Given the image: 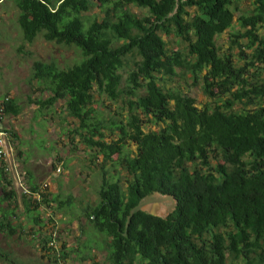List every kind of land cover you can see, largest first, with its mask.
<instances>
[{
  "label": "trees",
  "instance_id": "16d2710c",
  "mask_svg": "<svg viewBox=\"0 0 264 264\" xmlns=\"http://www.w3.org/2000/svg\"><path fill=\"white\" fill-rule=\"evenodd\" d=\"M239 1L14 0L24 41L40 34L82 55L66 68L33 61L29 82L48 96L29 102L40 111L64 101V111L77 122L67 131L71 142L78 137L91 149L94 165L102 155L98 203L83 214L103 235L108 264H264V79L258 75L264 64V34L258 32L264 0H250L251 10L233 24ZM129 5L148 13L139 17ZM94 6L102 17L87 23L82 13ZM233 25L231 42L245 58L241 66L215 44ZM171 36L186 50L168 48L165 38ZM129 61L133 68L124 73ZM177 69L194 84L200 81L212 104L199 108L191 96L168 87ZM95 93L120 100L126 115L103 112L109 106ZM5 97L4 114L16 116V100ZM129 143L133 154L125 151ZM108 162L125 170V190L119 179L108 178ZM3 163L0 202L8 208L0 209V233L13 236L9 207L16 192ZM30 183L23 204L39 224L37 205L49 200ZM155 193L176 202L166 218L140 209ZM50 239L48 234L41 240L43 257L54 250L47 247Z\"/></svg>",
  "mask_w": 264,
  "mask_h": 264
},
{
  "label": "rangeland",
  "instance_id": "374dc122",
  "mask_svg": "<svg viewBox=\"0 0 264 264\" xmlns=\"http://www.w3.org/2000/svg\"><path fill=\"white\" fill-rule=\"evenodd\" d=\"M251 8L250 0H240L237 9L234 10L233 24L240 15L248 13ZM128 9L139 17L148 13L145 8L134 5H129ZM17 14L14 0H0V99L4 96L15 99L23 112L16 116L12 115L13 117L5 123L12 133L18 135L16 138L11 135L9 143L6 141L5 144L6 163L14 180L13 189L16 192V199L9 208L13 212L11 215L13 225L21 224L24 227L15 226L17 232L13 236L0 233V264H108L107 249L102 241L103 235L90 226V222L83 214V208L93 207L98 203L102 155H98L94 165L90 162L93 151L80 143L78 137H74L71 142L67 131L75 127L77 122L64 111V101L60 100L49 109L35 112L33 111L35 105L27 102L29 97L36 99L48 96L46 92L36 88V82L32 84L29 82L33 61H54L59 68H66L79 62L82 55L74 46L67 47L46 41L40 34L32 43H27L23 40L17 25ZM101 17L102 13L96 6L82 13V18L87 23L93 18L100 20ZM234 31L233 25L217 35L215 44L220 54L231 53L236 64L241 66L245 58L239 53L238 46L231 42ZM258 32L264 34V23ZM165 41L168 48L186 50L185 44L174 36L165 38ZM241 43H244L243 40L239 41V44ZM245 52L249 54L250 50L245 49ZM132 68L133 63L129 61L124 73ZM177 73L167 82L168 87L191 96L199 108L208 103L212 104V100L203 92L200 81L194 84L185 72L177 69ZM258 75L259 79H264V64L260 67ZM95 98L104 100V106H109L106 109L96 105L103 112L126 115L125 105L120 100L108 101L104 97H97L96 93ZM149 127L151 124H147L144 130L147 131ZM13 143L21 149L20 161L16 160L18 153L13 149ZM135 149L134 144L129 143L125 151L133 154ZM25 150L27 151L24 156ZM113 160L116 161L117 156H114ZM12 161L16 164L17 173L12 169ZM24 169L34 173V183L37 187L43 188L40 190L47 194L49 200L47 204L37 205L36 211L39 212L38 217L41 220L39 224L31 222L30 217L35 216L34 212L26 213L23 204L22 194H26L24 189L26 184L21 183L22 178L19 174L24 172ZM105 170L109 172L108 178L119 179L122 189L125 190V170L117 162L106 163ZM68 196L72 197L71 202H67ZM34 199L38 200L39 196H35ZM61 201L65 204H60ZM155 203L162 210V215L171 212L175 205L170 197L154 194L143 200L140 207ZM2 207L8 208L6 202H0V209ZM48 234L51 235V239L47 247L54 250L50 251L49 257H43L40 250L41 240ZM61 252L65 253L64 258H61Z\"/></svg>",
  "mask_w": 264,
  "mask_h": 264
},
{
  "label": "crops",
  "instance_id": "0c3cea01",
  "mask_svg": "<svg viewBox=\"0 0 264 264\" xmlns=\"http://www.w3.org/2000/svg\"><path fill=\"white\" fill-rule=\"evenodd\" d=\"M27 102H28V104H33V103H30L29 102V98L27 99ZM18 105V104H17ZM35 105V104H34ZM19 106V105H18ZM19 108H20V111H19V113L18 114H22L23 112H22V109H21V107L19 106ZM39 110V108H38V106L37 105H35L34 107H33V111L35 112V111H38ZM17 114V115H18ZM14 116V115H13ZM12 115H10V114H8V115H5V122H4V125H5V123H6V121H9V119H10V117H13ZM6 117H7V119H6ZM5 127H6V125H5ZM7 128V127H6ZM7 129H9L10 130V128H7ZM16 134V133H15ZM16 137H18V135L16 134L15 136H14V138H16ZM10 139V138H9ZM9 139H8V143H9ZM11 149V148H10ZM13 149H16L17 150V155H18V158L16 159V160H18V161H20V147L19 146H14V143H13ZM12 150V149H11ZM27 150H25V151H23V155L25 156V152H26ZM25 160L27 161V159L25 158ZM12 169L13 170H15L14 172L15 173H17L16 171L18 170L17 168H16V164H15V162H13L12 161ZM20 177L22 178V181H21V183L23 182L24 183V185L26 184V186L28 187V188H26V186L24 187V189H29V184H31L30 183V181L31 180H33L34 181V173H32L29 169H24V172H20ZM32 177V178H31ZM14 184V180H13V182H12V185ZM22 188V187H21ZM16 226H18V227H20V225H16ZM22 228H24V227H22Z\"/></svg>",
  "mask_w": 264,
  "mask_h": 264
},
{
  "label": "built area",
  "instance_id": "2783aa9c",
  "mask_svg": "<svg viewBox=\"0 0 264 264\" xmlns=\"http://www.w3.org/2000/svg\"><path fill=\"white\" fill-rule=\"evenodd\" d=\"M8 101V98H1L0 99V162H4V170L9 171V166L6 163V155H7V150H6V141L9 139V134L7 132L6 127L4 126V104Z\"/></svg>",
  "mask_w": 264,
  "mask_h": 264
},
{
  "label": "water",
  "instance_id": "95a60500",
  "mask_svg": "<svg viewBox=\"0 0 264 264\" xmlns=\"http://www.w3.org/2000/svg\"><path fill=\"white\" fill-rule=\"evenodd\" d=\"M155 194H158V193H155ZM159 195H161V194H159ZM161 196H165L166 197V195H161ZM168 197V196H167ZM174 201V200H173ZM176 202L174 201V204H175ZM175 206V205H174ZM145 207V208H144ZM140 209L142 210V211H145V212H147L148 214H150V215H153V216H157V217H162V218H166L167 216H168V214L170 213V212H168V213H166L165 215H162V210H160L159 208H158V204L157 203H155V204H152V205H148L147 207L146 206H143V207H140ZM174 210V209H173ZM172 210V211H173ZM171 211V212H172Z\"/></svg>",
  "mask_w": 264,
  "mask_h": 264
}]
</instances>
